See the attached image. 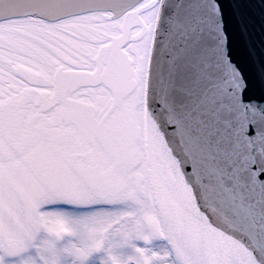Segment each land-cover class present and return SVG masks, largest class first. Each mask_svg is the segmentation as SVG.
<instances>
[{
    "label": "snow or ice",
    "instance_id": "6c2138e0",
    "mask_svg": "<svg viewBox=\"0 0 264 264\" xmlns=\"http://www.w3.org/2000/svg\"><path fill=\"white\" fill-rule=\"evenodd\" d=\"M0 264H264V0H0Z\"/></svg>",
    "mask_w": 264,
    "mask_h": 264
},
{
    "label": "water",
    "instance_id": "95a60500",
    "mask_svg": "<svg viewBox=\"0 0 264 264\" xmlns=\"http://www.w3.org/2000/svg\"><path fill=\"white\" fill-rule=\"evenodd\" d=\"M259 11L257 10V26H256V33H257V36H256V39L257 41H259V32H260V28H259ZM237 56L238 58H240L242 61H247V54H246V51L243 49V47H238L237 48Z\"/></svg>",
    "mask_w": 264,
    "mask_h": 264
}]
</instances>
